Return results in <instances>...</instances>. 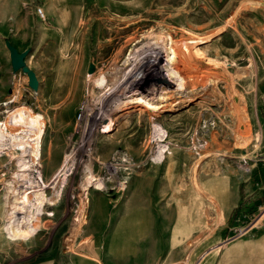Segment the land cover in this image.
<instances>
[{
    "label": "rangeland",
    "instance_id": "374dc122",
    "mask_svg": "<svg viewBox=\"0 0 264 264\" xmlns=\"http://www.w3.org/2000/svg\"><path fill=\"white\" fill-rule=\"evenodd\" d=\"M257 64L264 0H0V251L117 264L122 226L138 250L125 264H168L231 240L250 217L219 196L264 158ZM15 189L38 192L29 229L9 220Z\"/></svg>",
    "mask_w": 264,
    "mask_h": 264
},
{
    "label": "crops",
    "instance_id": "0c3cea01",
    "mask_svg": "<svg viewBox=\"0 0 264 264\" xmlns=\"http://www.w3.org/2000/svg\"><path fill=\"white\" fill-rule=\"evenodd\" d=\"M12 65V64H11ZM12 67V66H11ZM13 70V67H12ZM39 82H42V79L37 74ZM254 78L256 81V85L259 91V97H254V101H262L261 96L264 95V66L256 65L254 69ZM261 136L264 138V115L261 116ZM264 150V143H263ZM263 161L256 163V168L253 169V173L250 176L246 177L244 185H241L240 189L239 185L234 190V192L230 194H223L219 196L220 210L226 216H231L233 218V213L240 214L243 213L242 216L246 219V216L249 215L251 217L252 213L255 212L258 205L264 202V158ZM263 173V174H262ZM241 187H244L241 190ZM237 207H240L237 209ZM36 215L31 216V212L33 213L34 209ZM41 206H32L27 208H22L18 212L13 213L10 217V221L15 222L20 227L29 229L38 219V214L40 213L39 209ZM238 210V211H237ZM238 212V213H237ZM246 212V213H244ZM240 215H236V220H239ZM239 224L234 225V231ZM117 233V236L121 242H117V244L112 245L111 249L114 253L117 254V264H125L126 258L129 257L131 253L135 256L138 254V250H136L135 244V235L129 240L126 238L125 234L122 232L125 230L122 226H120ZM222 236V235H221ZM221 236L211 237L208 241L207 239H203L198 244L195 245L194 249L197 252L190 254L184 253L181 254H172L170 259L167 256L166 262L169 264H181L182 262L193 264H264V221L260 222L257 225H254L249 232H247L242 237H233L231 240L226 241L222 239ZM214 238V239H213ZM118 240V241H119ZM199 247V248H198ZM187 252H189V245ZM8 253H3L0 251V264H14L13 256H7ZM105 264H108V261H104ZM21 264H60L56 263V260H46L45 256L37 257L32 260L23 259Z\"/></svg>",
    "mask_w": 264,
    "mask_h": 264
},
{
    "label": "bare ground",
    "instance_id": "6f19581e",
    "mask_svg": "<svg viewBox=\"0 0 264 264\" xmlns=\"http://www.w3.org/2000/svg\"><path fill=\"white\" fill-rule=\"evenodd\" d=\"M140 57V56H139ZM146 57V56H145ZM144 57H141L140 59H139V70L141 71L142 69H144V68H146L147 67V64L148 63H144V61L142 62V59H143ZM146 62V61H145ZM161 62H164V59L162 58V61ZM166 62V61H165ZM138 66H137V68H138ZM159 66V65H158ZM162 66V69H165V70H167V72H168V74L170 75V77L172 78V76H173V72L167 67V65H166V63H164V64H162L161 65ZM142 67H144V68H142ZM161 68V67H160ZM164 70V71H165ZM162 73H155V75H153V77H152V80H153V83L155 84V83H159V81H158V79L160 78H163V80L166 82V83H164L165 84V86H169V82L171 81L170 79H167V77L165 76V75H161ZM151 80V81H152ZM170 80V81H169ZM176 81H178V84H180V83H182V82H185V80L183 79V78H178V80H176ZM152 83V84H153ZM164 84H162V85H164ZM168 84V85H167ZM165 94H166V92H165ZM36 158V157H35ZM35 161H36V159H35ZM37 163V162H36ZM67 171H68V169H67ZM28 174V173H27ZM31 175V174H30ZM25 177V176H24ZM33 177V176H32ZM34 180V179H33ZM16 181V180H15ZM37 181V183H39L40 182V179H37L36 180ZM14 182V181H13ZM29 182H31V181H29ZM33 183V182H32ZM31 183V184H32ZM35 183V182H34ZM36 183V184H37ZM30 184V183H29ZM40 184H41V182H40ZM11 185V184H10ZM38 187V186H37ZM9 188H11V187H9ZM21 189V188H20ZM26 189V188H25ZM25 189H23V191L22 190H17V189H15V192H16V196H17V198L16 199H14V201H13V205H14V210L12 211L13 213H16V212H18L20 209H22V208H27V207H31L32 208V206H35V200H36V198H37V195H38V192H36V193H34V190H32L33 192H31V191H29V190H25ZM13 190V189H12ZM31 190V189H30ZM37 191V190H36ZM41 202V201H40Z\"/></svg>",
    "mask_w": 264,
    "mask_h": 264
},
{
    "label": "water",
    "instance_id": "95a60500",
    "mask_svg": "<svg viewBox=\"0 0 264 264\" xmlns=\"http://www.w3.org/2000/svg\"><path fill=\"white\" fill-rule=\"evenodd\" d=\"M7 47L10 51V58L13 70L15 71L20 68L27 70L30 86L34 89H37L39 86V80L37 78V75L33 70L28 69L25 63V57L28 54V50L26 49L20 51L17 46L13 45L9 41L7 42Z\"/></svg>",
    "mask_w": 264,
    "mask_h": 264
},
{
    "label": "built area",
    "instance_id": "2783aa9c",
    "mask_svg": "<svg viewBox=\"0 0 264 264\" xmlns=\"http://www.w3.org/2000/svg\"><path fill=\"white\" fill-rule=\"evenodd\" d=\"M37 12L41 16L44 17V11H43V8L41 6L37 7ZM263 220H264V202H262L260 205H258L255 212L251 215L250 219L244 225H240V226L235 228L234 237L245 235L247 232H249V230L254 225L259 224Z\"/></svg>",
    "mask_w": 264,
    "mask_h": 264
}]
</instances>
